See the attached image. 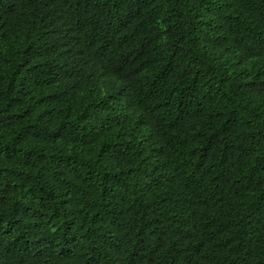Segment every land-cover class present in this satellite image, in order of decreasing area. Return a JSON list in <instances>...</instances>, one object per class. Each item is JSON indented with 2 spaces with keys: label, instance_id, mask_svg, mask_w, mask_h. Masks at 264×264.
Here are the masks:
<instances>
[{
  "label": "trees",
  "instance_id": "1",
  "mask_svg": "<svg viewBox=\"0 0 264 264\" xmlns=\"http://www.w3.org/2000/svg\"><path fill=\"white\" fill-rule=\"evenodd\" d=\"M0 264H264V0H0Z\"/></svg>",
  "mask_w": 264,
  "mask_h": 264
}]
</instances>
